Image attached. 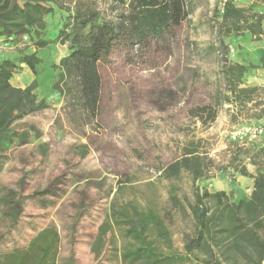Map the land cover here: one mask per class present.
Masks as SVG:
<instances>
[{
  "label": "rangeland",
  "instance_id": "rangeland-1",
  "mask_svg": "<svg viewBox=\"0 0 264 264\" xmlns=\"http://www.w3.org/2000/svg\"><path fill=\"white\" fill-rule=\"evenodd\" d=\"M66 1L71 9L91 4L99 21L115 22L128 10L113 0ZM186 3L188 16L164 45L122 38L113 43L98 65L100 101L93 123L52 87L58 74L53 66L68 54V44L37 51L42 63L35 93L48 108L16 121L0 140V253L23 248L40 230L55 227L57 264H121L113 246L99 258L91 252L115 196L160 215L174 250L181 252L183 233H191L193 224L171 196L184 206L193 203L196 190L223 191L232 202L250 196L249 176L263 161L264 139L236 144L225 135L245 124L264 125V82L259 69L251 68L233 85L224 69L228 63L258 65L264 36L228 34L217 0ZM66 17L59 11L48 16L43 38H55ZM230 45L234 53L225 50ZM34 51L22 38L1 49L0 61ZM18 66L11 82L24 88L36 77ZM188 151L198 154L203 177L194 180L184 171L164 177L162 169ZM120 243L116 238L118 251Z\"/></svg>",
  "mask_w": 264,
  "mask_h": 264
},
{
  "label": "trees",
  "instance_id": "trees-1",
  "mask_svg": "<svg viewBox=\"0 0 264 264\" xmlns=\"http://www.w3.org/2000/svg\"><path fill=\"white\" fill-rule=\"evenodd\" d=\"M127 6L126 14L115 22L99 21L91 4L67 6L66 0H0V39L10 44L26 36L35 48L30 54L0 61V140L11 126L23 117L48 108L44 99L38 100L37 67L42 59L37 51L51 45L68 44V54L56 66L58 74L53 89L61 97H69L76 111L93 123L98 114L101 78L100 61L119 39L129 44L155 41L164 45L172 28L188 16L186 0H113ZM264 0L248 7L232 3L225 6L222 25L230 27L228 34L247 32L257 40L264 36ZM56 11L67 15L62 28L53 39L43 38L48 29L46 18ZM229 53V47L225 46ZM25 65L36 77L24 88L14 87L11 80ZM264 69V49L258 65L228 63L224 73L233 85H240L246 72ZM252 94L255 90L241 89ZM195 151L182 154L180 159L162 169L166 178H177L181 171L193 179L203 177ZM243 176H247L242 171ZM251 194L237 202L230 201L223 192L209 193L196 190L193 203L171 201L183 218L193 224L191 233L182 236L183 249L174 250L171 233L164 219L150 209H142L133 201L120 203L115 196L110 212L100 224L91 252L99 258L107 246H113L121 264H263L264 262V156L254 175ZM119 238L120 250L115 245ZM60 236L55 227H46L33 236L23 248L0 253V264H57Z\"/></svg>",
  "mask_w": 264,
  "mask_h": 264
},
{
  "label": "built area",
  "instance_id": "built-area-1",
  "mask_svg": "<svg viewBox=\"0 0 264 264\" xmlns=\"http://www.w3.org/2000/svg\"><path fill=\"white\" fill-rule=\"evenodd\" d=\"M242 1V2H241ZM257 0H217V10L219 15H222L225 9L226 4L232 3L235 6L240 5V3H246L247 5H252ZM239 7V6H238ZM27 37L24 36L23 39ZM10 41H4L0 39V52L3 47H6L10 44ZM229 51L234 53V48L230 45ZM260 73L259 78L264 82V69L258 70ZM228 138V141L236 144H244L247 142L257 141L259 139H264V125L262 124H245L233 128L231 131L227 132L225 135Z\"/></svg>",
  "mask_w": 264,
  "mask_h": 264
},
{
  "label": "crops",
  "instance_id": "crops-1",
  "mask_svg": "<svg viewBox=\"0 0 264 264\" xmlns=\"http://www.w3.org/2000/svg\"><path fill=\"white\" fill-rule=\"evenodd\" d=\"M242 2V1H241ZM239 7H242V3H240V5H238ZM237 40H239V38H237ZM239 43V42H238ZM264 49V47L262 48V50ZM11 84L14 86V87H18V88H22L20 86H17V85H14L12 82Z\"/></svg>",
  "mask_w": 264,
  "mask_h": 264
}]
</instances>
